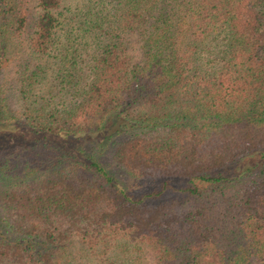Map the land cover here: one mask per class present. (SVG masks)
<instances>
[{"label":"trees","instance_id":"trees-1","mask_svg":"<svg viewBox=\"0 0 264 264\" xmlns=\"http://www.w3.org/2000/svg\"><path fill=\"white\" fill-rule=\"evenodd\" d=\"M79 1L0 0V73L5 33L35 59L0 124L48 151L0 148V264H264V0Z\"/></svg>","mask_w":264,"mask_h":264},{"label":"rangeland","instance_id":"rangeland-1","mask_svg":"<svg viewBox=\"0 0 264 264\" xmlns=\"http://www.w3.org/2000/svg\"><path fill=\"white\" fill-rule=\"evenodd\" d=\"M78 1L79 0H64L63 7L61 8V10L63 9L62 20L64 23L66 22V17H69L68 13L74 8H76L77 3H80V1ZM27 7L29 19L31 21L33 20L36 11V0H27ZM78 19L79 17L77 16L75 17V20L69 21L70 25L75 27ZM75 33H77V31L72 30V36L70 38L71 41L69 42V45L71 47L69 49L75 46V41L78 40L72 39L73 36L76 35ZM2 39V47L4 49V63L1 67L0 73V89L4 93L7 103L10 105V107L13 108L16 104L17 99V77H19V74L22 72V69L26 62L31 65L35 59L26 46L24 36L15 37L11 36L8 33H5V35L2 36ZM126 45V54L130 57L131 62H138L141 59L142 55L141 41L139 37L135 34L126 35ZM206 54L207 53L203 54L204 58ZM207 59H209V56ZM207 59L205 58L204 62L207 61ZM50 75L52 74L50 73ZM119 123L120 120L111 118L107 121L105 127L101 128L100 130L71 136V138L68 139V142L82 144L83 147H86L88 146V140H90L91 138L96 140H102L104 136L113 133L117 129ZM0 126L3 127L1 128L2 131H0V148L3 147V155H6V157H4L3 159H7L9 165H26V162L28 163V165H32L35 164L37 160H40L45 155L48 156V151H42L41 147L37 146V143L35 144V141L32 139L37 136H34L33 134L29 133L26 127L12 123L0 124ZM114 139L117 140L119 138ZM110 141H112V139ZM110 141L107 142V147L103 152V156L107 157L106 159H108V151L112 145ZM85 143L86 146L84 145ZM120 173L121 171L118 172V174ZM120 176L122 175L120 174ZM120 178L125 179L124 176ZM156 179L143 180L141 182H143L144 188L147 189L157 182ZM169 183L172 186H177V184H179L178 180L175 178H169ZM80 264L86 263L80 261Z\"/></svg>","mask_w":264,"mask_h":264}]
</instances>
